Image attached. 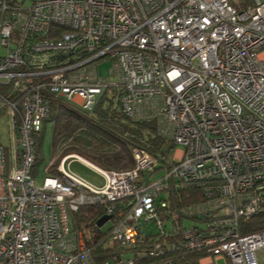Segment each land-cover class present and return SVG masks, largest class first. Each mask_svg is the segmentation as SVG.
I'll list each match as a JSON object with an SVG mask.
<instances>
[{"label": "built area", "instance_id": "2783aa9c", "mask_svg": "<svg viewBox=\"0 0 264 264\" xmlns=\"http://www.w3.org/2000/svg\"><path fill=\"white\" fill-rule=\"evenodd\" d=\"M0 47V84L17 94L0 95L11 131L19 116L9 170L0 143V264H96L90 233L72 219L82 206L103 207L108 243L124 249L104 264L177 246L205 252L203 264H264V228L243 232L264 212V0H0ZM103 57L108 78L97 73ZM107 89L126 116L181 147L170 168L147 182L158 161L142 148L122 171L67 154L37 182L47 93L90 111ZM73 159L104 182L68 171ZM184 183L199 184L203 200L169 210L168 189ZM142 219L154 230L138 248Z\"/></svg>", "mask_w": 264, "mask_h": 264}, {"label": "trees", "instance_id": "16d2710c", "mask_svg": "<svg viewBox=\"0 0 264 264\" xmlns=\"http://www.w3.org/2000/svg\"><path fill=\"white\" fill-rule=\"evenodd\" d=\"M0 95L4 98L17 99V94H12L9 84H0ZM46 97L49 100V115L43 120L41 129L34 135L36 145V163L32 172L34 176L41 161L37 143L42 140L48 124L52 125L51 152L57 155L55 163L49 164L46 168L49 172H53L55 165L67 154H76L106 170H127L134 166L132 151L135 147L144 149L158 161L155 170L170 168L169 161L175 144L172 140L161 137L152 123L136 121L126 116L114 89L105 90L90 111L75 107L49 93ZM16 118L18 122L15 130L18 131L19 116ZM168 190L169 210L177 207L180 209L203 200L201 187L197 183H184L181 187L171 184ZM126 201L122 200L117 204V211H123V214L127 212ZM103 215L102 206H82L72 215L74 226L90 233L87 244L96 264H104L106 260H112L114 255L119 256L124 252L123 247L117 243L112 245L107 243L108 228L97 226V221ZM260 228H264V212L246 223L243 232ZM144 235L138 231L137 237L142 240L138 248H145L151 243L149 238H152L153 234ZM171 240L175 241V238ZM205 255L202 250L189 251L177 246L166 250L162 255L144 257L138 260L137 264H201L200 260Z\"/></svg>", "mask_w": 264, "mask_h": 264}, {"label": "rangeland", "instance_id": "374dc122", "mask_svg": "<svg viewBox=\"0 0 264 264\" xmlns=\"http://www.w3.org/2000/svg\"><path fill=\"white\" fill-rule=\"evenodd\" d=\"M5 52V48L0 47V54ZM97 73L100 78H108L110 77V68H111V60L109 57L100 58L97 62ZM1 104V103H0ZM10 111L6 107H0V143L4 147L5 154L7 156V170L10 169V160L9 155L12 148V145L17 148L19 144L18 132L17 130L11 131L10 129ZM51 136H52V125L48 124L46 130L43 134V138L40 142H38V150L40 152V164L38 167V174L36 175L37 182H41L43 177L47 175L46 168L49 164H53L56 161L57 155L51 152ZM175 154H180L181 147L175 146L174 148ZM76 155V154H75ZM78 156V155H77ZM80 157V156H79ZM84 159V158H83ZM89 162V161H88ZM65 167L68 171L78 176L82 180L92 184V185H101L104 182L103 177L95 172L92 168L82 163L78 159H73L65 164ZM56 168V165H55ZM54 170V169H53ZM51 172V171H50ZM163 173V170H155L152 173H146L147 182L151 178V180L159 178ZM109 222H106L102 227L103 229H107L109 227ZM141 225L138 226L139 231H145V229H154L153 223L151 221L145 222L143 219L141 220ZM108 243V242H107ZM112 245L114 243H108ZM121 255V254H120ZM218 264H229V260H225L224 258L219 259L217 261Z\"/></svg>", "mask_w": 264, "mask_h": 264}, {"label": "water", "instance_id": "95a60500", "mask_svg": "<svg viewBox=\"0 0 264 264\" xmlns=\"http://www.w3.org/2000/svg\"><path fill=\"white\" fill-rule=\"evenodd\" d=\"M109 219V216H102L98 221H97V226L100 227L106 222V220Z\"/></svg>", "mask_w": 264, "mask_h": 264}, {"label": "crops", "instance_id": "0c3cea01", "mask_svg": "<svg viewBox=\"0 0 264 264\" xmlns=\"http://www.w3.org/2000/svg\"><path fill=\"white\" fill-rule=\"evenodd\" d=\"M4 54V53H3ZM3 54H0V55H3ZM180 152H181V150H180ZM82 158V157H81ZM161 170H163V169H161ZM185 226H186V223H183ZM154 226V225H153ZM154 229H145V231H141V233H143V234H147V232H151V231H153ZM205 260H200V263L201 264H203V262H204Z\"/></svg>", "mask_w": 264, "mask_h": 264}]
</instances>
